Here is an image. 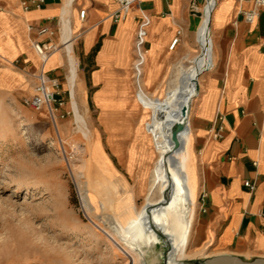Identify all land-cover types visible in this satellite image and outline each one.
<instances>
[{"label": "crops", "instance_id": "0c3cea01", "mask_svg": "<svg viewBox=\"0 0 264 264\" xmlns=\"http://www.w3.org/2000/svg\"><path fill=\"white\" fill-rule=\"evenodd\" d=\"M219 1L210 22L211 64L197 75L187 129L177 151L191 157L196 193L191 239L212 264H264V8L250 23L242 11L252 8L251 0ZM190 3L143 0L116 21L115 0H46L41 8L30 10L23 9L21 0H0V90L16 91L26 82L35 85L29 75L41 67L33 47V41L41 38L36 29L66 9L73 36L82 34L72 43L73 93L78 108L94 112L90 121L98 165L93 162L99 170L112 169L113 184L128 188V177L117 174L111 156L127 173L138 169L141 175L152 167L155 156L144 129L150 110L143 96L154 98L164 92V98L176 67L183 63L181 52L193 27ZM81 10H86L85 19ZM144 13L150 17L149 53L142 90L137 89L134 97L129 91L133 46ZM201 23L202 18L195 29L199 48ZM179 30L180 40L171 48ZM45 70L60 79L67 97L72 83L66 51L55 52ZM65 109L70 110L69 103ZM220 125L222 137L214 138L212 132ZM246 181L255 188L246 186ZM128 189L137 204L138 187Z\"/></svg>", "mask_w": 264, "mask_h": 264}, {"label": "rangeland", "instance_id": "374dc122", "mask_svg": "<svg viewBox=\"0 0 264 264\" xmlns=\"http://www.w3.org/2000/svg\"><path fill=\"white\" fill-rule=\"evenodd\" d=\"M206 1L191 0L189 12L193 27L189 43L187 46L185 43L181 52L180 61L184 64L200 54L199 45L195 42V29ZM77 46L81 47L80 40ZM29 78L35 80L31 74ZM130 80L129 91L135 97L138 88L133 66ZM33 90L34 85L30 82L16 91L0 90V264H138L136 255L118 245L102 226L106 227L109 217L117 213L112 205V193L114 200L132 196L137 210L148 198L149 177L157 158L148 128L153 120L150 105L144 99L150 110L144 129L155 156L152 167L141 175L138 169L127 173L111 156L119 169L117 174L128 177V188L134 190L138 187L141 195H137L136 204L133 193L126 186H117L118 193L114 195L113 188L104 183L105 179L94 164L98 154L97 145H92L90 118L94 112L90 114L80 105L77 108L86 120L84 128L77 123L73 100L67 96L66 102L70 110L74 108V113L53 121L47 108L36 111L24 103ZM91 91L90 88L89 94ZM163 95L164 92L154 98L161 99ZM75 100L78 101L76 94ZM84 130L88 137L83 135ZM80 172L85 176L83 180L90 183L96 204L94 215L86 211L82 201L78 187ZM104 203L109 207L100 210L99 204ZM104 220L105 224L102 223ZM195 229L194 210L192 236ZM191 232L187 256L183 260L204 259V251L195 248ZM168 250L165 249V254Z\"/></svg>", "mask_w": 264, "mask_h": 264}, {"label": "bare ground", "instance_id": "6f19581e", "mask_svg": "<svg viewBox=\"0 0 264 264\" xmlns=\"http://www.w3.org/2000/svg\"><path fill=\"white\" fill-rule=\"evenodd\" d=\"M215 5L216 0H207L205 7L202 8V23L198 32L200 54L193 61H188V64L182 63L176 67L164 98L143 96L153 111V120L148 128L157 154L149 177L148 198L141 209L137 210L132 196L125 195L114 200L112 193V205L115 206L117 213L109 217V222L106 223L105 220L102 222L107 224L106 227L102 226V229L113 236L118 245H123L136 255L138 264H181V260L187 256L196 193L191 179V157L186 152L177 154L175 152L180 149V141L187 129V117L185 118L183 109L186 105L191 107L197 89L198 73L200 75L203 69L207 70L211 64L210 22ZM62 16L66 20L64 32L71 38L73 33L66 9L62 11ZM72 43L73 40L64 50L68 58L73 93L76 68ZM185 71L187 73L184 75ZM72 103L77 123H81L85 128L86 120L77 110L74 93ZM184 121L186 125L182 128ZM83 135L88 137L86 130L83 131ZM100 172L105 178L104 183L110 185L116 195L117 185L113 184L110 178L112 169L103 167L100 168ZM83 178L85 176L80 172L78 187L82 201L86 211L94 215L96 204L90 183ZM108 207L105 203L99 204L100 210ZM166 248H169L167 254Z\"/></svg>", "mask_w": 264, "mask_h": 264}, {"label": "built area", "instance_id": "2783aa9c", "mask_svg": "<svg viewBox=\"0 0 264 264\" xmlns=\"http://www.w3.org/2000/svg\"><path fill=\"white\" fill-rule=\"evenodd\" d=\"M118 4V10L115 14L116 21L124 18L129 11L142 3L143 0H115ZM206 1V0H205ZM219 0H216V4ZM245 2L246 0H237ZM252 8L243 10L242 14L246 21L252 23L258 16L262 8H264V0H251ZM46 4V0H21V5L24 10H30L33 8H41ZM86 10L80 11L81 19H85ZM65 18L61 15L57 18H52L50 24L43 25L36 29L37 35L41 37L38 40L33 41V47L41 59V67L38 72L34 73L35 85L33 92L24 99V103L33 108L36 111L48 109L49 114L53 121H56L58 117L65 118L71 112L74 113V108L66 110V97L64 96V90L62 82L59 78L48 75L45 70V65L50 57L59 50H64L66 45L70 41H74L82 34L75 33L73 37H67L64 32ZM150 25V17L147 14H143L139 18L138 27L136 31V38L134 43V78L139 91L142 90V76L144 66L146 64L149 47L147 44V28ZM33 27H30V30ZM182 31L179 30L176 38L172 41L171 48H174L180 40ZM69 100H73L72 90L68 92ZM219 119H223V115L219 116ZM224 127L218 126L212 132L214 138L222 137ZM245 185L251 189L255 188V184L250 181H246Z\"/></svg>", "mask_w": 264, "mask_h": 264}, {"label": "water", "instance_id": "95a60500", "mask_svg": "<svg viewBox=\"0 0 264 264\" xmlns=\"http://www.w3.org/2000/svg\"><path fill=\"white\" fill-rule=\"evenodd\" d=\"M200 3L203 2L204 0H198ZM190 107L188 105H186L183 109V114L185 116V118L187 117L188 113H189ZM185 121L183 122V127H185ZM165 264V263H164ZM181 264H212L210 259L207 258H196V259H189V260H181Z\"/></svg>", "mask_w": 264, "mask_h": 264}]
</instances>
